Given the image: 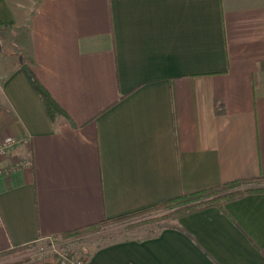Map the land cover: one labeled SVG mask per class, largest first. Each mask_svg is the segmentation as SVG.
Masks as SVG:
<instances>
[{
	"label": "crops",
	"instance_id": "0c3cea01",
	"mask_svg": "<svg viewBox=\"0 0 264 264\" xmlns=\"http://www.w3.org/2000/svg\"><path fill=\"white\" fill-rule=\"evenodd\" d=\"M24 65L64 114L50 117ZM9 138L0 251L264 175V0H0ZM85 264H264V192Z\"/></svg>",
	"mask_w": 264,
	"mask_h": 264
},
{
	"label": "trees",
	"instance_id": "16d2710c",
	"mask_svg": "<svg viewBox=\"0 0 264 264\" xmlns=\"http://www.w3.org/2000/svg\"><path fill=\"white\" fill-rule=\"evenodd\" d=\"M28 77L32 87L42 97L45 108L50 117L54 119L56 114H64V111L53 99L48 90L40 83V81L33 74L28 75ZM261 192H264V175L233 179L193 192H181L176 197L161 201L150 207L139 209L131 213L119 215L112 218H104L99 222L61 233L59 235L54 236V238H67L78 234H83L85 232H91L102 227L104 224L112 223L114 221L122 220L139 214H144L145 212L154 209H157L159 212H161V214L153 218L151 217L149 219H145L146 221H144V223L166 219H178L187 214L210 207H218L221 210H224L225 204L230 201L239 199L249 193ZM141 223L143 222L140 221L139 223H134L132 226H137ZM25 247L26 245H23L17 246L13 250H2L0 251V257L7 255L11 251H18L20 248ZM56 260L62 264H71L69 258L64 260L63 258L56 257Z\"/></svg>",
	"mask_w": 264,
	"mask_h": 264
},
{
	"label": "rangeland",
	"instance_id": "374dc122",
	"mask_svg": "<svg viewBox=\"0 0 264 264\" xmlns=\"http://www.w3.org/2000/svg\"><path fill=\"white\" fill-rule=\"evenodd\" d=\"M157 209L135 215L112 223L104 224L102 227L91 232H85L75 236L61 238L48 237L38 242L26 245L18 251L9 252L0 257V264H22L43 259L56 260V257L66 260L69 258L71 264H85L93 251L100 245L124 240L133 237H148L157 234L162 228L172 225L177 219L158 220L145 222V219L160 215ZM143 223L132 226L134 223ZM15 247L9 249L13 250ZM64 256V257H63Z\"/></svg>",
	"mask_w": 264,
	"mask_h": 264
},
{
	"label": "built area",
	"instance_id": "2783aa9c",
	"mask_svg": "<svg viewBox=\"0 0 264 264\" xmlns=\"http://www.w3.org/2000/svg\"><path fill=\"white\" fill-rule=\"evenodd\" d=\"M16 139L9 138L0 144V155L6 153V151L15 143ZM9 171L0 166V177ZM79 264V263H78Z\"/></svg>",
	"mask_w": 264,
	"mask_h": 264
},
{
	"label": "water",
	"instance_id": "95a60500",
	"mask_svg": "<svg viewBox=\"0 0 264 264\" xmlns=\"http://www.w3.org/2000/svg\"><path fill=\"white\" fill-rule=\"evenodd\" d=\"M23 68H24V70L26 71V73L28 75H31L30 69H29V67L27 65H24Z\"/></svg>",
	"mask_w": 264,
	"mask_h": 264
}]
</instances>
